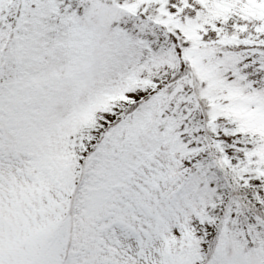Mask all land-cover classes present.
<instances>
[{
	"label": "snow or ice",
	"instance_id": "obj_1",
	"mask_svg": "<svg viewBox=\"0 0 264 264\" xmlns=\"http://www.w3.org/2000/svg\"><path fill=\"white\" fill-rule=\"evenodd\" d=\"M0 264H264V0H0Z\"/></svg>",
	"mask_w": 264,
	"mask_h": 264
}]
</instances>
